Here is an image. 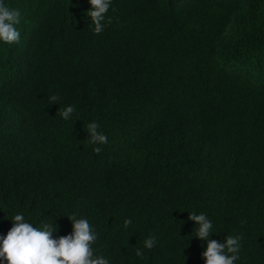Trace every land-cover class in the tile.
Instances as JSON below:
<instances>
[{
    "label": "trees",
    "instance_id": "1",
    "mask_svg": "<svg viewBox=\"0 0 264 264\" xmlns=\"http://www.w3.org/2000/svg\"><path fill=\"white\" fill-rule=\"evenodd\" d=\"M2 2L21 35L0 41V237L21 213L70 234L75 212L109 264H204L205 213L264 264V0H112L98 35L88 0Z\"/></svg>",
    "mask_w": 264,
    "mask_h": 264
},
{
    "label": "clouds",
    "instance_id": "2",
    "mask_svg": "<svg viewBox=\"0 0 264 264\" xmlns=\"http://www.w3.org/2000/svg\"><path fill=\"white\" fill-rule=\"evenodd\" d=\"M91 7L87 11L90 17L92 31L100 34L105 27V16L109 11L112 0H88ZM20 23V12L18 9L10 8L0 0V41L5 43H19L20 32L15 27ZM108 23H111L109 20ZM50 103H56L60 97L51 95ZM76 111L74 106L67 105L59 108L58 115L64 120H69ZM100 125L89 122L86 126L88 133L87 141L90 144H107L108 138L98 131ZM100 147L94 148V152L99 154ZM71 222L72 230L70 234L53 237L57 231L54 223H44L41 228L34 227L32 223L25 219V216L16 214L10 219L12 227L6 236L0 237V264H109L108 260L102 256L94 254L92 245L98 239V233L90 225L86 218L79 217L73 212L67 215ZM188 219L195 222L194 236L202 241H206V247L201 253L204 264H235L239 259L241 241L243 234L228 235L224 242L209 239L213 232V222L205 213L196 214L189 212ZM132 221L125 219L123 226L128 228ZM157 241L154 236H149L143 240L144 248L151 250ZM136 255L142 256L140 248L135 250Z\"/></svg>",
    "mask_w": 264,
    "mask_h": 264
}]
</instances>
